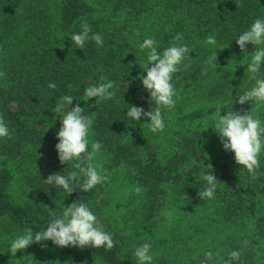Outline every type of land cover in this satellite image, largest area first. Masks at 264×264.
I'll return each mask as SVG.
<instances>
[{"label":"trees","instance_id":"trees-1","mask_svg":"<svg viewBox=\"0 0 264 264\" xmlns=\"http://www.w3.org/2000/svg\"><path fill=\"white\" fill-rule=\"evenodd\" d=\"M239 3L243 6L237 7L236 0H0V72L6 74L0 77V117L11 136L0 138V264H8L3 262L2 247L13 236L10 232L19 236L28 228L33 234L46 230L52 219L49 213L59 214L74 201L88 205L112 234L114 247L106 251L42 241L28 246L24 264H137L125 250L117 225L106 214L108 196L102 183L90 192L76 189L71 195L65 193L66 200L61 202L64 190L45 182L50 174L65 175L63 165L67 163L59 162L55 148L61 123L50 130L27 123L29 118L45 116L64 95H71L72 104L85 108L83 114L93 120L89 151L91 143L99 141V152L107 157L109 166L122 170L142 188L143 220L149 221L161 211L170 195L210 208L218 222L233 227L250 217L254 242L264 240V153L258 178L253 180L235 163L233 152L225 150L221 142L219 148L207 145L211 142L207 133L192 129L213 117L218 107L227 110L231 105V110L241 114L255 108L252 102L237 103L254 81L249 74L234 79L231 57L240 53L251 59L255 47L248 44L247 51L241 52L236 39L255 19H264V0ZM84 22L91 26L90 36H102L103 46L88 40L84 49L76 48L70 36L79 33ZM178 33L183 39L174 41ZM208 36L216 39L215 51L205 43ZM146 38H153L161 52L174 42L192 50L180 71L173 74L175 107L162 109L165 128L157 133L149 130V118L135 121L126 115L130 105L150 110L149 93L141 80L146 72L140 67L147 62V53L138 47ZM213 55H217L215 69L207 64ZM101 76L115 82L110 89L114 97L100 103L98 98L82 100L88 86L106 82ZM258 78H264V64ZM50 82L56 84L55 89L48 87ZM192 99L194 105L189 102ZM23 155L30 159L32 173L26 176V197L18 200L10 190L8 162ZM211 172L218 179L214 198L200 199L198 191L207 187L201 173ZM249 247L250 242L237 246L241 256L232 264H264L257 263ZM207 251L188 256L184 263L173 257L157 264H202ZM230 251L219 254L220 263L228 259ZM216 258L213 254L207 264H217Z\"/></svg>","mask_w":264,"mask_h":264},{"label":"clouds","instance_id":"clouds-1","mask_svg":"<svg viewBox=\"0 0 264 264\" xmlns=\"http://www.w3.org/2000/svg\"><path fill=\"white\" fill-rule=\"evenodd\" d=\"M237 7L243 5L236 0ZM91 26L84 22L81 24V31L73 33L70 36L71 41L76 48L84 49L88 40L94 41L97 46H103V38L99 33H93L91 36ZM137 34H139L137 32ZM183 39L182 34H177L174 41ZM205 43L215 45L214 36H208ZM241 52H246V45L251 44L255 51L251 56L250 63L247 64L245 71L249 74V79L254 81L253 86L238 96L237 103L240 105L245 102H252L256 109L264 106V78H258L261 65L264 64V19L257 18L250 25L249 29L244 31L236 39ZM141 51H146L147 62L141 68L146 72L141 77L144 89L149 93L150 110L145 111L142 107L130 105L127 110V117L135 121H140L142 116L150 119L148 122L149 130L153 133L162 132L165 128L162 109L171 110L175 107L176 90L172 83L173 74L180 71V65L185 57H189L192 50L188 45H177L175 42L172 46L165 48L162 52L158 51L157 42L153 38L144 39L139 44ZM217 55L208 58L207 64L213 69L216 67ZM6 74L0 72V77ZM101 81H106L98 85H90L84 90L82 100L98 98L97 103L104 100L112 99L115 82L107 80L101 76ZM49 88L55 89V83H49ZM71 87V86H70ZM71 95L60 97L55 108L52 110L60 118L61 124L56 133L58 143L55 148L58 152V159L61 164L71 163L74 170L68 174L61 175L53 173L48 175L45 182L54 185L55 188H62L64 192L71 195L76 189L81 192H90L98 184L109 181V176L102 164L94 163L95 158L102 145L99 141L91 143L89 151V130L93 124L90 116L84 115L85 108L79 104L71 107L73 102ZM154 106V107H153ZM226 111L225 115H221ZM213 127L218 135L225 150L234 153L235 163L245 168L251 179L258 178V169L260 168V156L264 153V122L258 115L254 116L249 111L243 114L239 111L231 110V105L227 110L223 106L217 108L216 114L212 117ZM11 138L9 128L3 117H0V138ZM212 168L211 164H208ZM202 179L206 181L207 187L198 191L200 199L214 198L217 188V177L211 173H201ZM142 188L137 186L135 192L139 194ZM52 216L46 230L37 231L28 228L25 234L19 235L11 243L8 251L15 256L17 251H23L32 243H41L42 241H52L53 244L60 247L75 246L79 248H104L110 251L115 242L112 234L106 232L104 226L98 220L96 215L90 210L87 204L74 201L65 206L61 213L50 212ZM171 217V211L164 213ZM247 244V241H245ZM41 244V247H46ZM151 245L148 242L134 250L133 255L137 264H151L153 256L150 254ZM205 261L213 258L211 251L205 252ZM241 253L238 250H232L228 254V259L223 264H232V261H238Z\"/></svg>","mask_w":264,"mask_h":264},{"label":"rangeland","instance_id":"rangeland-1","mask_svg":"<svg viewBox=\"0 0 264 264\" xmlns=\"http://www.w3.org/2000/svg\"><path fill=\"white\" fill-rule=\"evenodd\" d=\"M21 36L22 33L18 34L17 37ZM212 49L215 51L216 47L213 45ZM250 60L246 54L234 53L232 55L234 79L248 74L245 69ZM189 102L194 105L195 100L192 99ZM74 106L71 105V107ZM52 110L45 116L29 118L27 124L31 127L50 130L61 123L58 116H62V114L56 115ZM250 113L254 116L258 115L261 121L264 122V106L258 110L255 107ZM211 127H213L212 117L197 123L195 126L193 125L192 129L207 133L211 140L207 145L210 143L212 145L216 144V147L219 148L218 144L221 140ZM29 160L23 155L8 162L9 168L12 170L10 190L18 200H23L26 197V176L32 173L29 170ZM94 163L102 164L106 170L105 174L109 176V181L102 183V189L108 196L106 214L117 225L123 236L125 250L135 260L134 250L143 243L148 242L151 245L150 254L153 256L151 264H157L161 259L169 258L170 261L173 257L178 262L184 263L189 261L188 256L190 257V255H195L204 250L211 251L214 256L218 257L216 258L217 264H222L220 263L219 254L225 249L238 250L236 249L237 246L242 247L247 241V243L250 242V250L256 254L257 263H264V240L254 242L256 236L251 230L250 217L240 226L233 227L218 222L210 208L195 206L168 195L165 201L166 205L149 220V223V221L143 220L144 211L141 210V206L144 202V196L141 192L139 194L135 192L136 183L129 180L122 170L110 167L109 160L100 152L97 153ZM63 167L65 176L69 171L74 170L71 163L65 164ZM65 196V192H63L59 201L64 202L66 200ZM166 211H171V217L164 214ZM11 228L12 226H10ZM10 233L13 236L9 237L8 243L2 247L3 262L24 264L23 258L27 256L26 249L28 247L23 251L18 250L16 255L12 256L8 249L10 243L18 236L14 232ZM230 245L233 246L232 249Z\"/></svg>","mask_w":264,"mask_h":264}]
</instances>
